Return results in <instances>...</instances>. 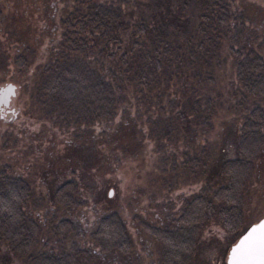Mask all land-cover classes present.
<instances>
[{
    "label": "trees",
    "instance_id": "trees-1",
    "mask_svg": "<svg viewBox=\"0 0 264 264\" xmlns=\"http://www.w3.org/2000/svg\"><path fill=\"white\" fill-rule=\"evenodd\" d=\"M72 4L62 19L61 49L36 96L45 102L46 114L71 134L61 142L73 144L81 160H91L49 179L47 222L24 208L28 183L0 175V245L5 246L0 264L12 257L28 264H80L83 252L127 264L132 240L125 220L117 209L93 207L88 199L99 185L93 172L115 170L124 155L178 162L187 181L200 183L181 192L173 219L152 224L134 217L159 241L160 264H194L201 229L211 220L230 245L246 227L240 198L264 146V112L257 102L264 95V34L241 38L239 31L250 25L230 0H130L123 8L106 0ZM220 53L228 68L222 73ZM215 78L225 81L224 89ZM223 94L239 123L220 145L221 150L232 145V153L220 156L205 132ZM85 126L95 129L94 138L89 130L85 140L75 139ZM47 141L56 145L53 138ZM67 173L74 179L65 178ZM44 224L51 238L47 247L38 245ZM79 232L87 245L75 241Z\"/></svg>",
    "mask_w": 264,
    "mask_h": 264
},
{
    "label": "rangeland",
    "instance_id": "rangeland-1",
    "mask_svg": "<svg viewBox=\"0 0 264 264\" xmlns=\"http://www.w3.org/2000/svg\"><path fill=\"white\" fill-rule=\"evenodd\" d=\"M73 1L0 0V85L5 82L15 84V94L10 99L9 109L0 110V175L19 177L28 183L30 195L24 208L29 215L43 218L44 222L48 221L49 214L52 213L47 189L49 179L54 175H62V168L86 165L91 160H81L78 152L72 148L73 144L61 142L71 138V134L65 133L62 130L64 127L58 125L59 121L46 114L45 102L36 96V89L46 67L55 51L61 49L64 32L62 19ZM230 1L244 14L250 25L239 31L241 38L252 32L258 37L264 34L255 28L256 24L258 28L264 27V0ZM106 3L123 8L130 0H106ZM261 48L264 52V44ZM223 51H226L225 47L222 48ZM16 56H21L22 62ZM219 57L218 69L222 73L226 69V62L221 60L222 53ZM214 81L216 86L224 89L225 81L217 78ZM226 99L225 94L220 97L211 116L210 126L205 132L214 154L220 156L232 153V145L225 144L222 150L220 145L224 146V142L231 139L229 130L233 128L230 127L236 129V122L239 123V118L234 117L236 113H232V107L227 106ZM257 102L264 112V95L257 98ZM89 130L94 138L95 129L85 126L75 139L85 140ZM261 130L264 134V124ZM48 138H53L56 145H50ZM177 163L169 159L157 162L146 158L145 161L131 160L124 155L115 164V170L100 175L93 172L96 176L91 180L99 185L88 199L94 201L93 207L117 209L125 220L132 240L127 264H160L159 241L143 231L134 217L138 216L152 224H158L160 220H171L181 206V192L195 190L200 184L187 181ZM64 177L74 179L69 173ZM77 196H81V193ZM240 204L244 227L264 215V146L254 159ZM93 207L86 213L87 220L90 219ZM47 228L46 224L41 225V239L38 243L41 247L50 244V240L46 241L51 239ZM224 234L215 220L207 222L201 229L198 246L193 254L194 264H225L229 244ZM84 235L85 233L79 232L75 241L87 245ZM0 248L4 250V244ZM79 260L80 264H110L107 260L95 255H85L84 252ZM8 264L28 263L24 259L12 257Z\"/></svg>",
    "mask_w": 264,
    "mask_h": 264
},
{
    "label": "water",
    "instance_id": "water-1",
    "mask_svg": "<svg viewBox=\"0 0 264 264\" xmlns=\"http://www.w3.org/2000/svg\"><path fill=\"white\" fill-rule=\"evenodd\" d=\"M9 86L13 90V84L11 82L0 86V88H8ZM9 96L7 97L6 103L0 105L6 106L8 104ZM262 238H264V215L247 225L236 237V239L229 245L225 257V264H264V255L246 256L243 254V249L246 248L248 244H251L253 241H257Z\"/></svg>",
    "mask_w": 264,
    "mask_h": 264
},
{
    "label": "snow or ice",
    "instance_id": "snow-or-ice-1",
    "mask_svg": "<svg viewBox=\"0 0 264 264\" xmlns=\"http://www.w3.org/2000/svg\"><path fill=\"white\" fill-rule=\"evenodd\" d=\"M12 91L13 90L10 86L8 88H0V104L6 103L7 97L12 93ZM243 254L246 256L264 255V238L257 241H253L251 244H248V246L243 249Z\"/></svg>",
    "mask_w": 264,
    "mask_h": 264
},
{
    "label": "flooded vegetation",
    "instance_id": "flooded-vegetation-1",
    "mask_svg": "<svg viewBox=\"0 0 264 264\" xmlns=\"http://www.w3.org/2000/svg\"><path fill=\"white\" fill-rule=\"evenodd\" d=\"M17 57H21V56H16V58ZM6 83H8V82H5V83H3L2 85H0V86H3V85H5ZM15 94V84L13 85V93L9 96V100H8V104L5 106V105H0V110H2V111H7L8 109H9V106H10V99H11V97H13V95ZM16 114V111H14L13 112V115H15Z\"/></svg>",
    "mask_w": 264,
    "mask_h": 264
}]
</instances>
